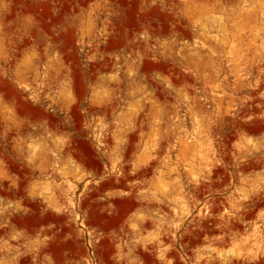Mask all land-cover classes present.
Returning <instances> with one entry per match:
<instances>
[{
    "label": "rangeland",
    "instance_id": "obj_1",
    "mask_svg": "<svg viewBox=\"0 0 264 264\" xmlns=\"http://www.w3.org/2000/svg\"><path fill=\"white\" fill-rule=\"evenodd\" d=\"M0 264H264V0H0Z\"/></svg>",
    "mask_w": 264,
    "mask_h": 264
}]
</instances>
